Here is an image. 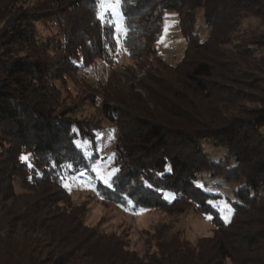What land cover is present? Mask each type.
<instances>
[{"label":"trees","instance_id":"obj_1","mask_svg":"<svg viewBox=\"0 0 264 264\" xmlns=\"http://www.w3.org/2000/svg\"><path fill=\"white\" fill-rule=\"evenodd\" d=\"M102 2L0 0V264H264V0H121L119 47ZM166 17L186 40L176 61L156 46ZM247 18L258 24L242 30ZM68 80L97 121L65 105ZM73 178L132 213L193 208L213 233L193 244L162 224L139 254L85 222ZM208 178L234 184L227 214Z\"/></svg>","mask_w":264,"mask_h":264},{"label":"rangeland","instance_id":"obj_2","mask_svg":"<svg viewBox=\"0 0 264 264\" xmlns=\"http://www.w3.org/2000/svg\"><path fill=\"white\" fill-rule=\"evenodd\" d=\"M119 12V9H118ZM112 19L114 21L120 17V15H113L110 11ZM120 13V12H119ZM166 17L165 24L167 23L169 27L165 31V24L163 28L162 35L156 43L158 54L167 61H176L179 59L183 53L184 47L186 45V40L176 28V26ZM117 23V21H116ZM258 21L253 18H247L243 21L241 29L246 30L249 28L256 27ZM263 28V26H261ZM260 28V29H261ZM37 29L40 35L44 36L52 33V30L48 26L37 24ZM133 61L126 60V64H131ZM106 72V66L99 62L95 68V76H102ZM72 80L67 81V86L70 90L66 98L65 105L73 106L79 110L80 116H87L92 122L97 121L100 113L95 109L92 104L86 100L87 92L83 91V87H79L73 84ZM65 94V92L63 93ZM241 106L246 110L252 107H256V103L244 101ZM233 108V107H230ZM232 109H230L231 111ZM233 112L236 113V109L233 108ZM238 114V113H237ZM86 117V118H87ZM104 124L111 127L108 122L103 120ZM110 132L106 129L98 134L100 140V152L101 155L110 154L111 143ZM203 148L207 152L210 159H222L226 148L223 145L214 143L212 141L206 140L203 143ZM207 178V176H206ZM209 179V178H208ZM210 184L208 188L217 190L223 195L220 205L223 214H227L229 210V202L233 198L231 193L232 184L226 183L221 180L209 179ZM225 185V186H224ZM68 187L72 193L70 200L73 203L86 204V214L85 222L90 226H98L106 230L108 233L113 232L115 234H123L126 236L128 245L131 249L135 250L139 254L144 252L146 248L145 237L147 233H152V231L164 224L168 227L166 231V237L178 232L182 237L187 239L191 243H196L200 238L211 236L213 233V227L209 223L207 217H202L193 208H186L179 214H168L167 212L161 210H140L139 212H130L126 209L117 208L111 204L103 203L99 199L92 195L89 190L91 187L85 185L81 182L79 178H73L68 181ZM17 191H21L22 188L16 187ZM91 193V194H90ZM153 244V242H152ZM153 247V246H152Z\"/></svg>","mask_w":264,"mask_h":264},{"label":"snow or ice","instance_id":"obj_3","mask_svg":"<svg viewBox=\"0 0 264 264\" xmlns=\"http://www.w3.org/2000/svg\"><path fill=\"white\" fill-rule=\"evenodd\" d=\"M120 5H121V0H103V2L99 5V7L102 8L104 12L111 11L113 13V15H120V13L118 12ZM97 16L99 18H103V13L98 12ZM168 27H169V25L166 23L165 24V31L167 30ZM122 30L123 29H122L121 23L119 21H117V23L115 24V27L112 30L113 31V40H114L115 45L117 47H119L120 40H119V37L115 35V33L120 32ZM20 159L22 161L28 163V166L31 167V164L29 163L28 155H21ZM93 171H96V169L94 168ZM81 175H83V173H81ZM101 179H103L104 184L107 185L109 183L108 179H106V178H101ZM64 186H65V188L68 187L67 184H65ZM207 218L210 219L211 217L209 216Z\"/></svg>","mask_w":264,"mask_h":264}]
</instances>
